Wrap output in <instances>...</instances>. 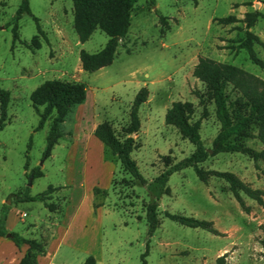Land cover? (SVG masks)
Returning <instances> with one entry per match:
<instances>
[{
    "label": "rangeland",
    "instance_id": "1",
    "mask_svg": "<svg viewBox=\"0 0 264 264\" xmlns=\"http://www.w3.org/2000/svg\"><path fill=\"white\" fill-rule=\"evenodd\" d=\"M196 1L138 0L112 63L88 72L81 68L80 50L98 51L109 37L96 29L80 42L73 28L72 0H29L30 13L18 20L19 40L14 45L11 27L21 0H0V87L10 93L7 119L0 129V215L7 209L6 234L15 232L44 244L38 264H83L89 255L96 264H141L142 259L146 264H215L226 252V264H264V204L243 195L250 207L246 213L223 179L211 177L204 183L192 167L173 172L167 183L170 194L159 200V225L148 236L143 208L150 199L147 187L135 185L119 161L95 142L79 137L70 148L69 135L78 121L88 129L93 122L111 121L122 139L121 127L128 122L141 87L148 89L150 102L139 107L141 127L131 156L147 182L164 169L162 155L174 163L194 149L175 127L165 124L164 101L167 108L177 100L192 102L191 120L201 119V139L206 148L212 147L219 123L205 84L192 75L194 64L203 55L264 79V69L249 59L247 51L233 48L244 37L246 12L261 13L250 30L264 41V0ZM229 14L238 21L222 25L215 20ZM160 15L166 17L165 23ZM33 16L42 34L37 33ZM254 50L264 60V48L255 44ZM49 79L83 83L87 100L67 114L62 136L44 158L50 120L37 129L39 117L30 94ZM227 92L230 99L236 95L230 87ZM198 93L205 100V117ZM244 143L257 150L262 147L255 138ZM37 166L43 176L32 178L30 171ZM199 166L233 172L264 190L261 160L220 152ZM49 185L56 187L47 200L51 211L42 202L18 198L26 187L35 195ZM94 187L101 191L94 194ZM165 211L212 221L221 235L184 226L167 218ZM66 226L68 233L62 238ZM25 252L24 244L17 246L7 235L0 236V264H18Z\"/></svg>",
    "mask_w": 264,
    "mask_h": 264
},
{
    "label": "trees",
    "instance_id": "2",
    "mask_svg": "<svg viewBox=\"0 0 264 264\" xmlns=\"http://www.w3.org/2000/svg\"><path fill=\"white\" fill-rule=\"evenodd\" d=\"M138 0H72L73 3V28L80 42L86 41L94 30L99 29L108 37L106 44L98 51L89 52L80 50L79 59L84 71L94 72L112 63L118 39L128 33L131 23V10ZM152 3L154 0H150ZM195 3L196 0H193ZM24 13H30L29 0H21L12 21L13 45L19 40L18 20ZM262 16L258 11L246 12L243 18L245 22L244 37L233 48L238 51L245 49L249 59L264 69V60L257 56L254 45L259 44L264 48L262 41L250 28L255 24L257 18ZM264 17V16H263ZM37 25V33L43 30L37 17L33 16ZM222 25L237 22L238 18L229 14L225 17L215 18ZM161 23H165L166 17L160 15ZM29 48V43L22 42ZM39 48V44H36ZM192 75L205 84L207 94L214 106V115L219 123V129L212 141V147L206 148L200 135L201 119L192 121L194 105L190 101H173L166 109L164 122L175 127L183 139H187L194 146L192 153L181 160L172 163L168 155H162L161 159L164 169L150 182L141 174L136 161L131 153L137 148L134 135L140 128L138 110L140 105L148 97V89L141 87L136 93L129 114V124L121 128L124 137L120 139L107 121L98 123L94 128V135L105 146L106 152L115 157L120 163L121 169L130 176L135 185L146 186L150 199L143 204L147 234L151 236L159 225L158 206L162 195L170 194L167 185L169 176L186 167H192L197 177L204 183H208L211 177L223 179L236 201L243 211L248 213L250 207L246 205L243 195L256 201L259 205L264 204V190L252 187V185L235 173L230 171H218L204 169L200 163L220 152H237L248 156L253 161L261 160L264 163V79L243 68L199 55L193 67ZM236 95L230 99L227 88ZM200 104L203 106L202 117L207 115L205 100L201 94H197ZM86 99V86L79 82H70L60 79H49L38 85L30 94L32 106L39 117L37 129H41L50 120L46 135V144L43 157L47 158L62 136L61 124L65 121L67 114L75 105L81 104ZM10 100L8 90L0 87V129L5 125L7 119V106ZM255 127V131L252 128ZM71 134V132H70ZM248 138L257 139L262 147L257 150L247 146L244 140ZM31 147V140L28 150ZM29 157L25 162L27 169ZM257 165V163H256ZM32 178L43 176L39 166L30 171ZM56 189L49 185L44 191L35 195L29 194V187L21 196L20 201H39L44 203L50 211L53 205L48 203L51 193ZM101 190L93 188L94 194ZM97 207L98 204H93ZM165 216L175 222L191 228H202L215 235L221 233L213 226L212 221L197 219L191 216L171 213L165 211ZM7 209H3L0 215V236L7 233L5 222ZM12 242L19 246L25 244L26 252L19 260V264H38L37 255L45 251L44 244L34 238H27L15 232L10 233ZM264 243V240L262 241ZM227 253V252H226ZM226 253L218 256L215 264H226ZM145 255V254H144ZM83 264H96L95 258L89 255ZM141 264H146L142 259Z\"/></svg>",
    "mask_w": 264,
    "mask_h": 264
},
{
    "label": "crops",
    "instance_id": "3",
    "mask_svg": "<svg viewBox=\"0 0 264 264\" xmlns=\"http://www.w3.org/2000/svg\"><path fill=\"white\" fill-rule=\"evenodd\" d=\"M196 64V63H195ZM194 64V65H195ZM86 100H87V93H86ZM147 103V102H150V99H149V94H148V97H147V99L143 102V103ZM142 103V104H143ZM141 106V105H140ZM83 106L82 105H80L78 108L80 109V108H82ZM166 108H167V102H165L164 101V103H163V109H165L166 110ZM129 114H130V111H129ZM138 116H139V110H138ZM139 119H140V117H139ZM129 120H130V118H129ZM129 120H128V122L125 124V125H123L122 127H125V126H127L128 124H129ZM104 121H107V122H109V124L112 126V128L114 129V127H113V124L111 123V121H108V120H104ZM103 122V121H102ZM78 123V124H77ZM75 125H74V127H72V129H71V134L69 135L70 136V138L72 139V143H71V146H70V148L71 149H73V146H74V141H77L78 139L77 138H79L80 137V140H84V141H86V142H88V141H93V142H95L98 146H99V149H103L104 150V152H106V150H105V146H104V144L98 139V138H96L95 137V135H94V133H93V131H94V128H95V126L98 124V122H93L92 124H91V126H90V129H88V128H86L85 126H79V121L77 122ZM100 123V122H99ZM80 127V128H79ZM121 127V128H122ZM140 127H141V123H140ZM139 130H140V128H139ZM138 130V131H139ZM114 131H116L115 129H114ZM82 133H84L85 134V136L84 137H82L83 136V134ZM135 136V135H134ZM7 220V219H6ZM6 222H5V226H6ZM61 225V224H60ZM7 227V226H6ZM62 233V238L64 237V236H66V234L68 233V226H66V228L64 229V231L63 232H61ZM61 233L59 232V230H58V233H57V236H56V238H58L59 237V243L61 242V237H60V235H61ZM25 245V244H24ZM26 246V245H25ZM26 249H27V246H26ZM23 256V255H22ZM20 260V259H19ZM18 264H19V262H18Z\"/></svg>",
    "mask_w": 264,
    "mask_h": 264
},
{
    "label": "water",
    "instance_id": "4",
    "mask_svg": "<svg viewBox=\"0 0 264 264\" xmlns=\"http://www.w3.org/2000/svg\"><path fill=\"white\" fill-rule=\"evenodd\" d=\"M8 237H10V234H6Z\"/></svg>",
    "mask_w": 264,
    "mask_h": 264
}]
</instances>
